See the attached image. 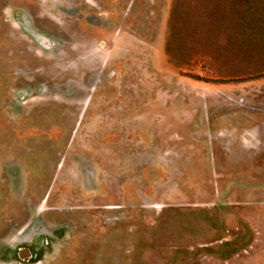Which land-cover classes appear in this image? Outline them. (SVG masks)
<instances>
[{
  "label": "rangeland",
  "instance_id": "1",
  "mask_svg": "<svg viewBox=\"0 0 264 264\" xmlns=\"http://www.w3.org/2000/svg\"><path fill=\"white\" fill-rule=\"evenodd\" d=\"M0 264H264V0H0Z\"/></svg>",
  "mask_w": 264,
  "mask_h": 264
},
{
  "label": "flooded vegetation",
  "instance_id": "2",
  "mask_svg": "<svg viewBox=\"0 0 264 264\" xmlns=\"http://www.w3.org/2000/svg\"><path fill=\"white\" fill-rule=\"evenodd\" d=\"M21 259V257H19Z\"/></svg>",
  "mask_w": 264,
  "mask_h": 264
}]
</instances>
